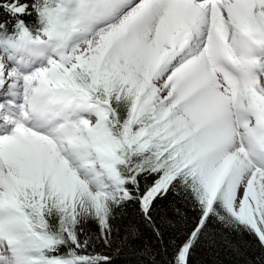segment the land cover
I'll return each mask as SVG.
<instances>
[{
    "label": "snow or ice",
    "instance_id": "6c2138e0",
    "mask_svg": "<svg viewBox=\"0 0 264 264\" xmlns=\"http://www.w3.org/2000/svg\"><path fill=\"white\" fill-rule=\"evenodd\" d=\"M142 228L165 264L239 236L264 264V0H0V264H114Z\"/></svg>",
    "mask_w": 264,
    "mask_h": 264
},
{
    "label": "trees",
    "instance_id": "16d2710c",
    "mask_svg": "<svg viewBox=\"0 0 264 264\" xmlns=\"http://www.w3.org/2000/svg\"><path fill=\"white\" fill-rule=\"evenodd\" d=\"M138 220L134 208H129L125 214V223ZM92 231L95 230L91 226ZM143 235L140 240H137L134 245L121 248L118 252L113 250L114 264H149L148 260L141 256V251L145 245L153 247L160 251V255L156 256L157 264H165L168 259L163 255V245L156 241L151 232L147 229H141ZM231 241L228 243H221L215 248L201 247L196 250L192 256V264H245V261L255 254L256 249L252 245L250 237H228ZM239 247V251L236 250Z\"/></svg>",
    "mask_w": 264,
    "mask_h": 264
}]
</instances>
